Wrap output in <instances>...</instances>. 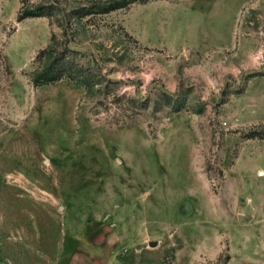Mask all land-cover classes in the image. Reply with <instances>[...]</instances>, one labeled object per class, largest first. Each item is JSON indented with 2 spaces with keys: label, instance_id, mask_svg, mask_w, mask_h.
<instances>
[{
  "label": "rangeland",
  "instance_id": "rangeland-1",
  "mask_svg": "<svg viewBox=\"0 0 264 264\" xmlns=\"http://www.w3.org/2000/svg\"><path fill=\"white\" fill-rule=\"evenodd\" d=\"M104 1L0 0V264H264V0Z\"/></svg>",
  "mask_w": 264,
  "mask_h": 264
},
{
  "label": "trees",
  "instance_id": "trees-1",
  "mask_svg": "<svg viewBox=\"0 0 264 264\" xmlns=\"http://www.w3.org/2000/svg\"><path fill=\"white\" fill-rule=\"evenodd\" d=\"M139 0H107L95 3L90 7H83L74 14L75 19H82L96 15H108L112 12L127 9ZM51 16L50 11L30 9L18 17V22L26 19L42 18ZM67 29H63L62 37H66ZM69 42L60 44L58 37L53 36L50 45L36 58L37 66L32 74L31 81L34 86L50 85L62 81L65 78L85 88L90 87V82L85 77L81 66H75L71 61ZM90 83V84H89Z\"/></svg>",
  "mask_w": 264,
  "mask_h": 264
}]
</instances>
